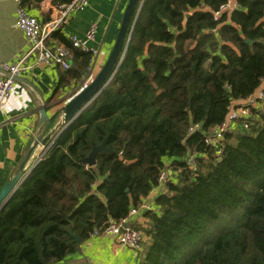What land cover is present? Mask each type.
<instances>
[{
  "label": "trees",
  "instance_id": "1",
  "mask_svg": "<svg viewBox=\"0 0 264 264\" xmlns=\"http://www.w3.org/2000/svg\"><path fill=\"white\" fill-rule=\"evenodd\" d=\"M227 1L145 0L114 78L0 211V264L70 261L81 245L70 229L85 241L121 222L164 170L174 176L159 209L137 228L149 238L140 264H264V102L221 154L206 141L264 80V0L217 19ZM73 49L80 67L67 72L79 78L91 54ZM105 140L111 151L85 163Z\"/></svg>",
  "mask_w": 264,
  "mask_h": 264
},
{
  "label": "crops",
  "instance_id": "2",
  "mask_svg": "<svg viewBox=\"0 0 264 264\" xmlns=\"http://www.w3.org/2000/svg\"><path fill=\"white\" fill-rule=\"evenodd\" d=\"M71 1L22 0L21 5L30 15L45 24L58 17V8L62 4ZM129 1L88 0L86 8L70 13L68 22L56 30L47 41L48 47L53 50L61 46L67 47L70 50L67 58L71 64L70 68L79 69L81 56L75 53L70 37L84 36L94 24L97 26V32L92 45L101 49L105 62L117 38ZM142 2L143 7L145 0H138L136 7L138 8ZM19 5L16 0H0V77L3 75L1 64L20 62L29 48L28 37L16 26ZM192 13L191 10L188 11L187 16ZM34 60V57L28 58L27 64H33ZM69 69L57 63L33 66L16 78L9 103L4 112L0 113V188L17 174L23 162H26L28 170L30 168L33 170V163H36L41 155L46 154L49 144L59 132L58 124L64 121L63 108L87 86L82 90L79 88L85 70L81 77L76 78L67 72ZM260 87H264V80ZM242 101L243 99H240L234 103ZM43 108L48 116L44 123L41 112ZM237 127V125L234 127L236 133L239 132ZM42 135L43 139H47L46 144L39 140ZM29 154L31 155L26 161ZM162 189L153 190L143 204H151L154 211H157L159 206L156 197ZM142 205L137 208L139 209L137 214L128 215L126 223L128 226L139 228L149 224L147 211L142 210ZM147 242L149 238L146 236L138 253L128 246L118 244L111 236H89L81 243L80 249L70 256V261L83 264H140L145 257Z\"/></svg>",
  "mask_w": 264,
  "mask_h": 264
},
{
  "label": "built area",
  "instance_id": "3",
  "mask_svg": "<svg viewBox=\"0 0 264 264\" xmlns=\"http://www.w3.org/2000/svg\"><path fill=\"white\" fill-rule=\"evenodd\" d=\"M19 2L17 10L16 26L22 29L29 39V48L26 54L20 59V62L11 64L8 62L2 63V74L0 77V113L4 112L9 99L14 91L16 78L24 71L31 69L33 66L51 65L54 63L62 65L65 69L71 67L68 56L70 50L67 47L61 46L56 49H51L47 45V41L51 38L53 33L69 20L71 12L82 10L88 5V0H72L71 2L62 4L58 8V17L42 24L35 16L30 15L24 6L22 0ZM238 8L236 0H228L222 4L219 10L214 11V16L219 19L225 12H231ZM97 26L91 25L84 36H71L70 43L74 48L91 54V62L87 66L83 79L80 83V90L88 85L99 73L104 65L102 51L99 47L93 46L92 43L96 39ZM34 57V63L29 65L27 60ZM261 102H264V87H260L254 94L242 102L233 103L229 109L226 119L209 132L206 136V141L218 149V154L222 153V146L224 135L227 132L234 131L235 125L239 130L248 129L250 127V118L254 116V108ZM201 128L200 124H193L190 130ZM190 163H194L195 159H189ZM174 173L172 171L164 170L159 177V185L154 190L165 188V185L172 179ZM161 190V191H165ZM160 191V193H161ZM142 210H152L153 206L150 204H143ZM139 209L133 208L130 214H137ZM128 218L121 222L110 221L106 226L95 229L90 236H111L118 244L128 246L136 252L142 249L145 234L142 230L125 226Z\"/></svg>",
  "mask_w": 264,
  "mask_h": 264
},
{
  "label": "water",
  "instance_id": "4",
  "mask_svg": "<svg viewBox=\"0 0 264 264\" xmlns=\"http://www.w3.org/2000/svg\"><path fill=\"white\" fill-rule=\"evenodd\" d=\"M138 0H130L123 14L122 23L115 40V43L107 56V59L99 71L97 76L88 84L82 91H80L77 95H75L63 108V129L76 118L81 112H83L101 93L102 91L109 85L111 80L114 78L116 72L118 71L122 61L127 53L129 48V44L131 42V38L133 35L134 25L138 19V16L141 11V5L136 9ZM136 10L135 20L132 24L131 29L129 30L130 22L133 13ZM247 42L252 43L251 39H248ZM195 66V65H194ZM42 112V121L43 123L48 119L46 110L43 108ZM61 125L58 124V128ZM62 129V130H63ZM56 132V131H55ZM54 133V132H53ZM43 135L39 138L43 144H46L47 139H43ZM111 149L107 146L106 140L98 146L93 147L90 155L83 159L85 163L92 166L96 164V155L99 151ZM31 154H29L26 158V161L29 159ZM26 162H23L19 168L17 174H15L12 178L8 179L5 184L0 188V211L7 205L11 197L17 191V189L21 186L24 180L29 175L31 171L26 168ZM34 167V166H33ZM128 226V224H125ZM70 233L76 238L78 243H82L83 240L76 235L72 229H70ZM55 264H83L74 261H63Z\"/></svg>",
  "mask_w": 264,
  "mask_h": 264
},
{
  "label": "rangeland",
  "instance_id": "5",
  "mask_svg": "<svg viewBox=\"0 0 264 264\" xmlns=\"http://www.w3.org/2000/svg\"><path fill=\"white\" fill-rule=\"evenodd\" d=\"M61 126H60V128H59V131L60 132H62V127L64 126V124L63 123H59ZM62 128V129H61ZM60 132H57V134H55V137L53 138L54 140H52V142L49 144V146H48V149L51 147V145L54 143V141L56 140V138L58 137V135L60 134ZM47 149V150H48ZM43 158V156L41 155L38 159H37V161H36V163H33V165H32V167L34 166H36V164L41 160ZM33 167V168H34ZM141 250V249H140ZM140 250H138L137 252L139 253L140 252Z\"/></svg>",
  "mask_w": 264,
  "mask_h": 264
}]
</instances>
